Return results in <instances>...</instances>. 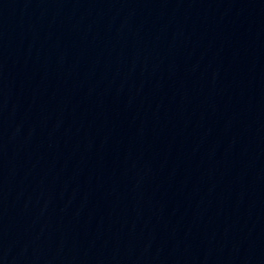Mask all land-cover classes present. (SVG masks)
Here are the masks:
<instances>
[{
    "label": "water",
    "instance_id": "95a60500",
    "mask_svg": "<svg viewBox=\"0 0 264 264\" xmlns=\"http://www.w3.org/2000/svg\"><path fill=\"white\" fill-rule=\"evenodd\" d=\"M0 264H264V0H0Z\"/></svg>",
    "mask_w": 264,
    "mask_h": 264
}]
</instances>
